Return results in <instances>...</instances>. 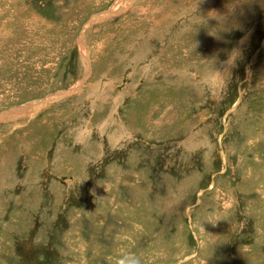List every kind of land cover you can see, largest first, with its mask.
<instances>
[{
	"label": "rangeland",
	"instance_id": "1",
	"mask_svg": "<svg viewBox=\"0 0 264 264\" xmlns=\"http://www.w3.org/2000/svg\"><path fill=\"white\" fill-rule=\"evenodd\" d=\"M0 264H264V0H0Z\"/></svg>",
	"mask_w": 264,
	"mask_h": 264
},
{
	"label": "bare ground",
	"instance_id": "2",
	"mask_svg": "<svg viewBox=\"0 0 264 264\" xmlns=\"http://www.w3.org/2000/svg\"><path fill=\"white\" fill-rule=\"evenodd\" d=\"M82 40V39H81ZM84 43V42H83ZM83 48H85V45H83ZM89 58L87 57L86 60H88ZM84 81V80H83ZM83 81L81 83H83ZM74 91L71 89V92ZM47 100H44V101H39V102H36V103H33L31 105H26L24 106L23 108H20V109H15V110H11L9 113L10 114H13V115H22V114H26L27 116L28 115H31V116H34L37 112V109L45 104L44 102H46ZM34 113V114H33ZM17 116V117H18ZM20 117V116H19ZM26 117V116H25Z\"/></svg>",
	"mask_w": 264,
	"mask_h": 264
}]
</instances>
